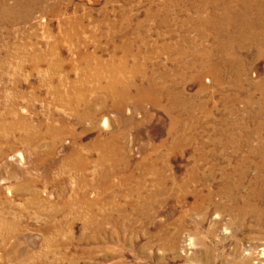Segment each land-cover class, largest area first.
<instances>
[{"label":"rangeland","instance_id":"1","mask_svg":"<svg viewBox=\"0 0 264 264\" xmlns=\"http://www.w3.org/2000/svg\"><path fill=\"white\" fill-rule=\"evenodd\" d=\"M258 1L0 0V264H264V235L253 220L233 225L215 207L196 209L192 196L182 197V190H218L223 174L234 169L258 175L264 21L261 31L217 28L225 19L258 17L264 0ZM122 26L140 29L143 43L135 44L128 71L140 67L162 85L161 72L173 79L177 70L188 99L180 129H172L165 101L159 108L130 98L123 111L113 109L112 90L103 88L114 75L125 84L133 76L118 69L124 38L112 43L109 37L112 27ZM66 33L80 36L62 42ZM200 47L217 56L196 53ZM33 58L45 61L36 71ZM135 80L140 85L144 77ZM73 83L93 91V123L79 125L77 112L57 102L69 101ZM56 87L61 98L52 92ZM22 118L29 129L21 127ZM103 118L110 120L109 132ZM59 122L68 123L66 135L39 139L42 125ZM116 135L123 136L124 155L101 162L104 153L92 144ZM74 152L89 159L87 170L74 167ZM42 159L51 166L40 165ZM104 216L110 222L101 221ZM101 224L105 231L97 235Z\"/></svg>","mask_w":264,"mask_h":264},{"label":"bare ground","instance_id":"2","mask_svg":"<svg viewBox=\"0 0 264 264\" xmlns=\"http://www.w3.org/2000/svg\"><path fill=\"white\" fill-rule=\"evenodd\" d=\"M218 1H220V3L222 2V0H218ZM262 3L263 4L261 7L264 8V1ZM258 7H260V6H258ZM259 13H260V15H259ZM259 13L257 15L258 17H254V18H251V17H246V18L241 17L240 18L239 17L238 20L234 19L232 21L225 19L226 22L224 23L222 21V24H221L222 26L217 27V28L223 30V26L227 25V26H230V28L233 26L238 28L240 26L243 28V30H246V29H250V27L254 28V26H257L256 28H254L252 30L256 31L259 29L261 31L262 21H264V16H263L264 15V9H261V12H259ZM111 30H112V32L109 34L111 42L116 43L118 36H120V37L124 38V40H123L124 44L122 46H125V49H126L124 60L118 66V69H121V71L125 72L126 74L130 73L131 75L134 76V77L132 76L131 82H129L128 84H125L123 82V80L121 78H119L118 75H114V77L112 76V79L109 80L108 85L104 88L102 87L103 90H106V91L112 90L113 109L118 111V112L123 111L124 104L127 103V101L130 98L136 104V106H141L143 103L150 101L155 107H159V108H163L165 106L163 104V102L165 101V102H167L168 106H166V108H164V109L172 118V129L177 130L179 127H181L180 126L181 121H180V119H178V118H180V115H182V114H180V111L181 110L186 111L188 108V99L184 96L185 94L183 92H181L180 89L178 88L179 87V80L177 78V72H176L177 70L173 71V79L170 77L168 72H166V71L161 72V79L164 80V83L162 85L161 84L159 85L152 78L145 77V73H143V69L140 67H137L133 71H128L127 66H126V62L128 61V59L132 55V52H133L132 50L135 47V44H140V43L143 44L141 42V31H140V29H136V30H134V32L132 31L133 33H130L129 28L125 27V26H122L120 28L112 27ZM79 36H80L79 33H74V34L66 33L61 38H62V42L63 41H74L75 39H78ZM133 36H134V39H133ZM185 43H188V42H183V44H185ZM241 44H242V42H241ZM217 45H219V44H217ZM195 52L196 53L200 52L203 55H206L209 57H216L217 56V52L213 49L210 51V49L205 50V49H202L200 47V48H196ZM207 61H209V60H207ZM42 62H45L42 60V58L41 59L40 58H33V60H32V63H33L32 71L38 70V68L41 66ZM47 65H48V70H50V71L51 70H54V71L58 70V67H55L53 64L52 65L47 64ZM111 72H112V74L117 73L116 70H112ZM139 74L143 75L144 80L141 82L140 85L139 84L135 85V83H136L135 79H136L137 75H139ZM99 80H101V78ZM169 81H171L170 85L168 84ZM132 89H135L136 93H137L134 96H132V94H130ZM61 91L62 90L59 89L58 87L52 88V92L55 96H57V98H61L63 96V93ZM91 92L93 93L92 90L86 89V85L84 83H80V84L73 83L71 88L67 91L69 101L66 103L62 102L63 100L61 98V99H58L60 101H57V102L66 106L67 108L77 112V117H78L77 123L79 125L83 124V122L93 123L95 115L93 114L94 112H92L93 111L92 106H94L96 104V102L93 101L91 98L90 99L88 98V96L90 95ZM102 105L104 106V104H102ZM81 107H85L84 112L82 114L79 112ZM22 112L24 114L28 113V111H25V110H23ZM128 113L130 114L131 110H129ZM130 119L131 118H128L126 122L130 123L131 122ZM19 121L22 125L21 126L22 128H24V129L28 128L29 129L31 127L30 124H28V122L24 118L20 119ZM191 123H192V121H191ZM59 124L60 125L56 126V127L51 126V125H46V124L42 125L41 127L46 128V133L44 135L40 134L39 139L50 138L51 140H53L55 142L58 138L66 135L68 123L65 124L64 122H62V123L59 122ZM101 127L103 128L104 131L109 132L111 130L110 120L107 118H103V120L101 122ZM190 130H192V129L190 128ZM33 131L35 132L36 129H34ZM70 134H72V136L74 137V139L76 141L80 140V138H81L74 131H72ZM177 134H179V133H177ZM122 137H123L122 135H116V136H113V137L108 138V139L107 138L106 139H98L97 141H95L92 144L93 148L102 149L104 154L100 158L101 162L106 161V159L111 158V157L113 159V158H115V156L124 155V151L120 147V141L122 140ZM27 139H29L31 141L32 139L34 140L35 137L28 135ZM176 140L177 141H176L175 147L179 148L178 146H180V142L178 139H176ZM186 140H187V138H186ZM52 151H53V149L51 150V152ZM51 152L48 153L49 155L47 157H49V158L51 157L50 156ZM72 157L76 158V161H77V162H74V164H73L74 167L80 169L81 171H85L88 169L90 162H89V159L87 157L81 156L79 152H74L72 154ZM17 158L20 160V162L23 163V161L25 160L24 153L23 152L18 153ZM48 162L49 161L42 159V160H40L39 163H40V165L46 164V166L49 167L51 165H50V162H49V164H47ZM151 168L153 170L156 169L155 165H152ZM257 169H258V171H257L258 175H256L254 177V179H251V175H250L249 171H246L245 169L243 170L240 168L234 169L229 173L226 172L223 174V176L221 178V180L223 181V184L219 187L218 190H215L213 188H208L206 190H200V191L194 190V191H191L190 193H188L187 190H182V193H183L182 197L185 200L189 196H192L194 201H195L194 207L196 209H198L197 207H199L202 203H204V204L206 203V205H208V206L215 207L219 214L225 215V216H228L229 218H231V220L233 221L232 222L233 225L234 224H240V226L245 227L249 220H253L256 223V229L264 235V157L261 158L260 164L257 165ZM156 172H158V171H156ZM105 173L106 172L102 173V175H101L102 177H104V179L101 178L98 182L100 185H103V186L106 185L107 180L109 178L108 177L109 175L107 173L106 174ZM159 194H160L159 192H157L156 194H151V200L154 201ZM69 206H70L69 203L68 204L65 203L66 208H68ZM199 211H201V209ZM110 220H111V216H104V218L101 221H105V222L109 221L110 222ZM105 222H103V223H105ZM95 223L96 222H94L93 224H95ZM85 224H86L85 230H88V227L92 224V221L91 222H89V220L85 221ZM97 224L99 225L100 223H97ZM96 228H98V231H99L96 233L97 235H99L105 231V230H101L103 228L102 224L100 226H97Z\"/></svg>","mask_w":264,"mask_h":264}]
</instances>
